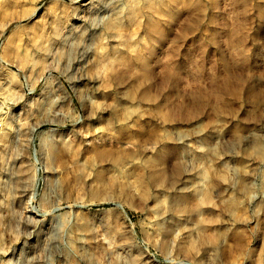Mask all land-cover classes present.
I'll return each mask as SVG.
<instances>
[{"label": "rangeland", "instance_id": "obj_1", "mask_svg": "<svg viewBox=\"0 0 264 264\" xmlns=\"http://www.w3.org/2000/svg\"><path fill=\"white\" fill-rule=\"evenodd\" d=\"M0 264H264V0H0Z\"/></svg>", "mask_w": 264, "mask_h": 264}]
</instances>
